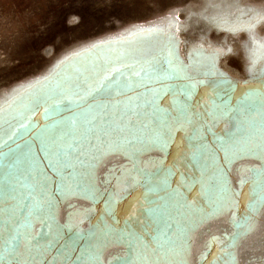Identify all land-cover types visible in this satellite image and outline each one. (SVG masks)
Masks as SVG:
<instances>
[{
	"label": "rangeland",
	"instance_id": "1",
	"mask_svg": "<svg viewBox=\"0 0 264 264\" xmlns=\"http://www.w3.org/2000/svg\"><path fill=\"white\" fill-rule=\"evenodd\" d=\"M253 5H264V0H239L232 8ZM224 7L227 5H214L212 0H0V142L26 148L19 156L23 165L19 169L12 168L17 173L11 183L15 192L8 195L4 188H0V219L8 222L9 213L13 211L8 205V198H24L26 202L31 200L27 203L31 204L34 199L40 198L41 191H45L46 198L51 201V205L44 208V223L48 227H44L38 218H32L29 227L25 216L19 214L25 204L15 208L17 215L14 219L19 221L21 233V247L17 253L19 264H32L27 259L29 252L23 243L25 233L35 235L39 230L51 235L56 232L75 233L77 230L72 223L80 215L86 221L82 224L84 227L79 229L82 230L79 236L83 239L77 237V253L89 246L99 248V264H120L114 258L125 255L126 251L131 256L130 264H213L214 257L215 264H229L218 245L221 239H228V234L233 230L229 203L238 201L236 193H241L244 187L236 180V174L233 181L228 176L222 182L221 168L206 169L208 152L216 146V141L209 145L211 142L206 138L208 147L204 159L195 166L185 161L179 168L173 167L175 175H169L168 165L176 162L178 152L187 153L191 148L190 144L181 141L182 133H176L175 143L165 152L159 148L141 151L137 163L146 174L133 173L136 183L125 192L123 179L117 184L116 177L122 170L132 167L130 151L119 148L94 161L92 157L97 154L96 145L100 142L95 139L93 131L87 130L90 125L84 122V118H77L79 124L73 126L69 123L73 118L65 120L67 118H64L60 108H51L46 116L42 114V109L50 105L46 102L61 95L68 83L90 65L116 53L128 50L129 53L133 45L141 41L155 44L165 42L169 45L167 57L175 65L170 70H175L182 78L165 79V84L191 83L195 85L193 101H205L211 106L212 101L208 100L211 94L212 100L221 108L225 105L238 108L239 105L233 101L223 104L221 101L227 99L218 100L224 97L219 94L222 90L213 92L207 82L193 72L194 68L200 66L198 62L202 57L195 56V52L200 51L204 56L218 53L216 67L220 69L221 63L229 67L234 73L231 75L234 83H237V79H264V73L260 72L261 65L258 64L252 72L248 71L245 45L252 47L249 33L244 30L235 33L226 31L212 22L211 18ZM169 21H172L171 25ZM153 24L164 27L165 32L151 38L137 35L140 30H146ZM255 33L257 38H264V23L255 28ZM190 52L193 53L191 57ZM188 76L191 77L190 81ZM120 83L126 87V91L131 92L133 100L138 93L146 94L140 76L126 73L125 78H120ZM41 97L46 99L40 102ZM164 102V99L158 101L161 106ZM220 119L224 124L227 117ZM40 123L56 124L52 128L53 133L58 130L65 135L56 142L73 144L76 151L72 155L78 156L80 161L77 163L69 157L76 165L74 168L65 169L61 160L51 155L53 139L44 135V138L29 140L34 137L31 130ZM102 125L103 120L95 121V135H99ZM245 128L246 131L241 132L246 134L237 139L240 144L235 148L237 152L244 153L238 158L250 164L242 176L248 175L249 169L264 168V159L257 158V154L262 153L258 146L264 143V117L260 115L257 121L249 122ZM105 139L111 141L117 137ZM182 146L186 148L182 149ZM90 166L100 174H95ZM204 171H207L206 175ZM157 172L158 175L154 174ZM181 172L186 174V181ZM69 173H72V179L68 178ZM166 177H170V180L164 181ZM25 180L29 181L26 188ZM19 181L24 182L22 186L27 192L20 190ZM253 181H264V173L260 177H253ZM45 184L46 189L42 187ZM66 185H71V188ZM90 185L95 186L93 192L97 203L93 201V194L88 192ZM247 187V201L241 200V207L245 209L242 213L235 212L237 218L246 213L250 202L253 186L248 184ZM73 190L78 194L74 202L76 209L71 208L73 197L69 192ZM116 192H124L123 198H118ZM151 201L155 203L149 208ZM84 206H92V209L99 211L91 213L88 220L87 215L79 213L86 209L82 208ZM261 211L264 212V209ZM126 217H131V220ZM137 219H143L146 225L161 220L172 223V248L167 253L158 252L155 257L146 251L144 255L148 259L145 260L141 259L139 251L131 252L123 241L118 244L108 242L107 234L124 228L126 224H133L134 229L139 231L141 225L134 223ZM50 225L55 227L50 228ZM155 236L156 233H152L153 239L145 237L144 243L148 249L157 247ZM209 242L212 244L210 250L207 247ZM40 243L43 245L46 241ZM237 245L233 251L239 252L241 264H264V239L259 238V233L240 237ZM54 254V251L48 253V259ZM8 264L17 262L10 260ZM69 264H75V261L70 260ZM85 264H88L86 258Z\"/></svg>",
	"mask_w": 264,
	"mask_h": 264
},
{
	"label": "snow or ice",
	"instance_id": "2",
	"mask_svg": "<svg viewBox=\"0 0 264 264\" xmlns=\"http://www.w3.org/2000/svg\"><path fill=\"white\" fill-rule=\"evenodd\" d=\"M212 3L214 5H227V7L220 8L217 14L211 18L217 28H223L233 33L239 30H244L249 33L252 47L249 48L245 45L246 60L249 64L248 71H254L259 64L261 65L260 72L264 73V38H257L255 33V28L259 24L264 23V5L245 6L233 9L232 5L238 4L239 0H212ZM171 23L172 21H169V25ZM164 32V27L153 24L146 30H140L137 35L141 38H151ZM176 42L178 43V41ZM189 55L191 57L193 53L190 52ZM217 55L218 53H213L204 56L200 51L195 52V56L202 57L198 63L204 75L209 78L215 76L224 84H232L233 81L231 78L227 77L226 73H223L216 67ZM125 66L131 67V65ZM114 71L119 72L120 69L117 68ZM141 71H144V69H141ZM131 75L139 76L140 72L133 71ZM181 78L175 70L167 71L166 74L157 77L161 87L159 89L148 88L146 90L147 94L138 93L134 100L132 97H128V102L117 109L115 119L109 117L108 109L120 105L121 102L118 100L115 105L111 102L106 105L97 103L96 114H90L85 118L84 122L90 125L87 130L93 131L95 139L100 142L96 145L97 154L92 157L94 161H98L104 155L119 148L130 151L132 167L122 170L116 177L117 184L120 183L121 178L123 179L125 192L133 188L136 183L132 175L133 173L140 175L146 174L137 163L141 151L147 148H159L161 152H165L171 144L175 143L176 133H182L181 141L190 144L191 148L187 153L178 152L176 162L168 165L169 175H175L172 172L173 167L179 168L185 161L195 166L199 160L204 159L206 154L205 150L208 147L204 143V140L207 134L212 131V127L209 125L215 126L217 119L229 116V113L235 112L236 115L228 119L227 126L224 130V139L222 140L221 151L224 152V160L227 164L236 156L244 154L243 151H233L240 144V141L236 139V133H240L242 130L246 131L245 125L249 124L256 104H259L261 115L264 117V90L253 89L244 94L240 103L247 102L251 107L233 109L225 105L221 108L212 100L211 94L208 97V100L212 101L211 106L205 101H193L195 94L194 84L173 85L164 83L165 79L175 80ZM109 79L110 77L108 76L104 77L97 87L89 89L87 95L91 96L93 93H98L103 88L108 87L104 81ZM187 79L190 81L191 77L188 76ZM198 83H203V81H199ZM136 86H140L139 82H137ZM162 92L172 97L168 107H162L158 103L162 99ZM84 98V96L79 97V99ZM51 107H55V105ZM105 117L109 118L104 119ZM97 120H103L99 135H95V121ZM69 123L75 126L79 124V121L76 117H73ZM104 125H107V127H104ZM233 128L236 130L235 133L232 131ZM110 136H115L117 139L111 141L105 139ZM217 139L219 140L221 138L217 137ZM137 145L139 146L137 147ZM177 147L179 148V145ZM258 147L264 152V143ZM75 151L76 149L73 147V144L67 142L63 144L57 143L56 138L53 137L51 155H55L60 159L65 169L76 166L71 162L69 157L76 160L77 163L80 162L78 156L72 155ZM262 173H264V169H249V174L241 177V183L252 181L254 186L251 188L250 202L247 206L246 213L237 218L235 210L233 209L230 217L233 221V230L228 234L229 238L226 240L221 239L218 245L219 251L223 252L224 256L228 258L229 264H241L239 252L233 251V249L237 248V242L240 237H246L252 233H259V238L264 239V212L261 211V209H264V181L259 183L253 181V177H260ZM154 174L158 175L159 173ZM180 175L185 178V181L187 180L185 173L181 172ZM68 178H73L72 173H69ZM45 179L47 178L45 177ZM192 179L195 180L194 177ZM42 187L46 189L47 185L45 184ZM66 187L70 189L71 185H66ZM94 187V185L89 186V194L94 195ZM114 187L116 186L114 185ZM7 188L11 192L15 191L12 185H7ZM257 194H259L258 198ZM115 195L118 198H123L124 192H116ZM154 203L155 201H151L149 208ZM50 205L51 201L46 198L45 191H41L40 198L34 199V202L31 204L23 205L24 210L20 211L19 214L25 216L26 223L31 227L32 218H38L44 223V208ZM18 207L20 206L18 205ZM16 215L17 212L13 210L9 213L8 222L0 219V264H8L10 260H16L17 264H19L17 253L21 247V233L19 231V221L14 219ZM126 219L131 220V217H126ZM134 223L141 225L139 231L134 229L133 224H126L124 228L116 229L114 232L107 234L109 237L108 242L118 244L123 241L129 246L131 252L139 251L141 253V259L145 260L148 259L144 255L146 251H150L152 257H155L158 252L164 251L167 253L172 248V223L161 220L155 224L146 225L143 219H137ZM44 227H48V225L44 223ZM80 231L82 230H77L75 233L56 232L55 235H51L43 230L37 231L35 235L31 232L25 233L23 243L29 252L27 259L32 264H37V261H39V264H60V262L62 264H69L70 260H74L75 264H85L86 258L88 264H99V248L89 246L77 253V237ZM152 233H156L154 239L157 247L148 249L144 241L145 237L153 239ZM79 238L83 239L82 236H79ZM40 241H46V243L42 245ZM207 247L209 250L211 249V242L208 243ZM53 251L55 254L51 259H48V253ZM114 259L119 260L120 264H130L131 262L129 251H126L125 255L115 257ZM215 259L214 257L213 264H215Z\"/></svg>",
	"mask_w": 264,
	"mask_h": 264
},
{
	"label": "bare ground",
	"instance_id": "3",
	"mask_svg": "<svg viewBox=\"0 0 264 264\" xmlns=\"http://www.w3.org/2000/svg\"><path fill=\"white\" fill-rule=\"evenodd\" d=\"M168 47L169 45L165 42H159L155 44L154 42L152 43L141 41L139 43H135L129 53V50L124 53H116L110 58L102 59L101 61L94 63V65H90L86 70L78 74L74 81L68 83L67 88L61 95L54 96L52 99L46 102H49L50 105L42 109V114L46 116L51 108H60L63 111V114L65 115L64 118H67L65 120L71 119L73 117L85 119L90 114H96L97 103L106 105L111 102L113 105H115L116 101L118 100L121 102L120 105L108 109L109 117L115 119L117 109L119 107H122L123 104H126L128 102L127 98L131 97V92L126 91V87L121 85L120 78H125L126 73L131 75L133 71L140 72L139 76L143 80L145 91L148 88L159 89L161 87V84L159 83L157 76L166 74L167 71H169L175 66L174 63L170 60V58L167 57ZM169 61H171V63H169ZM125 65H131V67H126ZM220 66V69L223 70H219L223 73H226L227 77L231 78V75L234 74L231 72V69L229 67H226L224 63H221ZM117 68L120 69L119 72L114 71V69ZM141 69H144V71H141ZM193 72L197 77L203 78L207 82L208 87L213 92L222 90L219 94L224 97H219L218 100L221 101L227 99L226 101H221L223 104H227L233 101L234 104L237 103V105H239L238 108L243 109L251 107V105H249L247 102H244L243 104L240 103L245 93L253 89L264 90V79H253L250 81H241L237 79V83L233 82L232 84H224L221 83L215 76L209 78L204 75L203 70L200 69V66L194 68ZM106 76L110 77L109 80L104 81V83L108 85V87L103 88L98 93H93V95L91 96L87 95L89 89L97 87L100 84L101 80H103ZM161 95L162 99L165 100L162 107H166L172 97L163 92L161 93ZM80 96H84L85 98L79 99ZM45 99V97H41L39 101L43 102ZM52 105H55V107H51ZM228 107L237 109L234 105H229ZM45 109H47V111H45ZM235 115V112L229 113V116H226L227 119L224 124H222L221 119L216 120L215 126H212L210 124L209 126L212 127V131L210 133L212 134L208 133L206 136V138L209 139V142H211L209 145L214 143V141L217 142L216 146L212 150H210V152H208L209 155L207 159L206 169L209 170L211 168H221L222 170L220 173V180L222 182L226 181L228 176L229 179L233 181L235 174L236 180H239L241 182V177L243 174L242 172L250 166V164H247L242 159H239L238 156L233 158L232 161L227 164L225 163V161H223L224 152L221 151V145L222 139L224 138V130L227 126L229 117H233ZM260 115V106L259 104H256L255 111L251 114L250 122L252 123L257 121ZM109 117H105L104 119H108ZM98 121L100 120H97V122ZM54 126H56V124L48 125V123H40L38 126L31 130V133L34 135V137L29 138V140L37 138L41 139L44 138V135L45 137L47 136V138L50 139H53V137H55L56 139L65 138V135H63L61 131L56 130L55 133H53L54 130L52 128H54ZM62 128L69 130L68 127ZM233 132L235 133V128ZM240 134L236 133V139L241 138L244 134H246V132H240ZM217 137H220L221 139L218 140ZM207 139L204 140V143L207 141ZM181 148H186V146H182ZM25 149L26 148L22 149L21 145H4V143L0 142V188H4L6 190V194L8 195H11L15 192H9L10 190L7 188V185H11V183L13 182V178L17 176L16 171H14L13 169H19L23 165L22 161H20L19 156H21V154L25 152ZM233 151L237 152L235 149H233ZM257 158H259L260 160L264 159V152L257 154ZM255 169L257 170V168ZM88 170L89 168H87V171ZM90 170H92L95 174H100V172L96 170L93 166H90ZM206 172L207 171H204L203 174L206 175ZM168 180H170V177H166L164 179V181ZM28 183L29 181L25 180V188L28 186ZM248 184L254 186L253 182L251 181L248 183H241L240 185L244 188L241 193H239V191L236 193L238 201L234 200L229 203V212L231 214L233 209L235 210V212L240 213H242L245 209L241 207V200H245V202L247 201V197L249 196V189L247 187ZM19 185H21L20 190H24L25 192H27L26 189L22 186L24 185V182L19 181ZM120 189L122 188L120 187ZM69 195L73 197L71 208L76 209L74 207V202L77 199L78 194L73 190L69 192ZM149 196L150 195L147 196V199L150 198ZM30 201L31 200L26 202V199L24 198L7 199L8 205L12 207L11 210H15V208L19 204H27ZM93 201L97 203V198L95 196ZM98 205L99 207L101 206V204ZM82 208L86 209L80 210L79 213L83 214V216L87 215L88 220H90L89 217L91 216V213L99 211L98 209H92V206H84ZM80 217L81 215L77 216L73 220L74 223H72L73 227L76 230L82 229L84 227V225L82 226V224L86 221L85 218ZM58 223L59 221L55 223V225ZM49 227L52 228L55 226L50 225ZM198 262H201L200 258L198 259Z\"/></svg>",
	"mask_w": 264,
	"mask_h": 264
}]
</instances>
